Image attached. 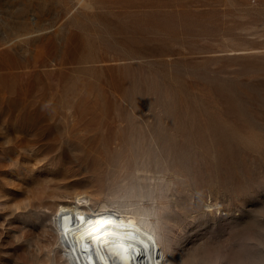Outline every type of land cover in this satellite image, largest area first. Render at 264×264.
Listing matches in <instances>:
<instances>
[{
  "label": "rangeland",
  "instance_id": "1",
  "mask_svg": "<svg viewBox=\"0 0 264 264\" xmlns=\"http://www.w3.org/2000/svg\"><path fill=\"white\" fill-rule=\"evenodd\" d=\"M79 194L264 264V0H0V264H67Z\"/></svg>",
  "mask_w": 264,
  "mask_h": 264
},
{
  "label": "bare ground",
  "instance_id": "2",
  "mask_svg": "<svg viewBox=\"0 0 264 264\" xmlns=\"http://www.w3.org/2000/svg\"><path fill=\"white\" fill-rule=\"evenodd\" d=\"M81 196L67 200L73 206L58 205L52 220L67 264H186L189 261L177 262L168 254L164 246L168 244L158 234L159 225L151 219L154 211L152 214L149 209H134L123 213L105 203L95 211ZM156 220L159 223V218Z\"/></svg>",
  "mask_w": 264,
  "mask_h": 264
}]
</instances>
